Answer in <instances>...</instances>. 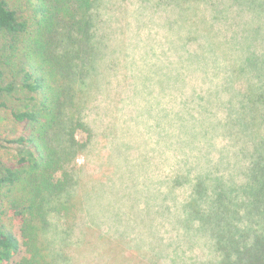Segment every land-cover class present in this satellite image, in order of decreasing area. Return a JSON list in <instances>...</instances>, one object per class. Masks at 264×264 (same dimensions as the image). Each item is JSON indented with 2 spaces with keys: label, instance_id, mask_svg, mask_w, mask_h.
<instances>
[{
  "label": "rangeland",
  "instance_id": "obj_1",
  "mask_svg": "<svg viewBox=\"0 0 264 264\" xmlns=\"http://www.w3.org/2000/svg\"><path fill=\"white\" fill-rule=\"evenodd\" d=\"M158 3H96L95 44L107 56L92 104L82 109L87 130H79L76 136L87 147L71 165L69 190L54 198L47 209L49 226L41 233L40 247L48 246L51 264H206L214 257L211 243L198 218H191L183 207L193 200L200 178L210 186L208 197L215 190L240 188L248 181L252 146L236 142L224 127L230 106L237 102L229 103L221 93L207 95L213 87L205 81L206 75H212L211 66L189 63L181 89L175 88L173 96L170 92L158 96L160 80L169 82L172 62L178 58L170 44L174 34L167 35L173 15ZM197 26L201 29L202 23ZM246 32L245 37L264 38L263 25ZM153 40H159L156 49L150 47L152 43L147 46ZM190 48L200 52L199 44L192 42ZM115 51L120 65L111 72L110 57ZM252 51L251 44L244 47L246 56ZM148 53L163 61L157 64ZM23 79L20 68L6 69L2 83L6 107L0 109V177L4 168L16 166L21 158L22 147L15 140L25 135L26 128L16 122L11 110L23 107ZM160 100L163 105L159 106ZM161 115L170 123L165 119L157 126ZM240 130L250 141V125ZM240 211L244 215L243 206ZM234 221L247 223L246 219ZM27 252L24 247L17 262Z\"/></svg>",
  "mask_w": 264,
  "mask_h": 264
},
{
  "label": "trees",
  "instance_id": "obj_2",
  "mask_svg": "<svg viewBox=\"0 0 264 264\" xmlns=\"http://www.w3.org/2000/svg\"><path fill=\"white\" fill-rule=\"evenodd\" d=\"M97 2L0 0V109L6 107L2 102L6 69L20 68L24 104L11 111L26 128L25 135L15 140L22 147L18 164L4 168L0 177V264H51L48 246L40 247L41 233L49 226L47 209L54 198L69 190L71 165L87 147L76 136L79 130H87L82 109L92 104L107 56L95 44ZM158 5L173 15L167 35L174 34L170 44L173 56H178L167 76L169 82L160 80L158 96L167 92L173 96L189 63L211 66L212 75H206L205 81L213 87L207 95L221 93L229 103L237 102L230 106L224 127L236 142L252 146L253 162L244 185L215 190L208 197L210 186L200 178L193 200L183 209L198 218L211 243L214 257L206 264H264V38L245 37L249 28L264 26L255 21L264 20V0H159ZM157 42L147 46L152 43L150 47L156 49ZM192 42L199 44L200 52L190 48ZM248 44L255 47L252 57L244 52ZM118 53L111 54V72L120 65ZM148 54L157 64L163 61L155 53ZM193 93L197 96L198 89ZM164 115L157 126L169 120ZM243 125H250V141L241 133ZM206 175L211 173L206 170ZM237 218L247 223L241 225L234 221ZM24 247L27 256L17 262Z\"/></svg>",
  "mask_w": 264,
  "mask_h": 264
}]
</instances>
